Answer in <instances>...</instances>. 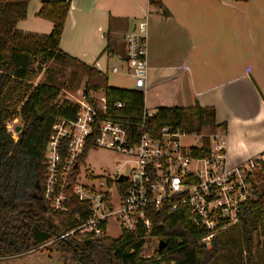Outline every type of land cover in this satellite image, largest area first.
Wrapping results in <instances>:
<instances>
[{
    "label": "trees",
    "instance_id": "1",
    "mask_svg": "<svg viewBox=\"0 0 264 264\" xmlns=\"http://www.w3.org/2000/svg\"><path fill=\"white\" fill-rule=\"evenodd\" d=\"M31 0H0V259L20 256L33 250L53 247L55 251L80 264H215L225 250L238 256L246 264H257L253 251L252 232L244 218L246 257L239 251L234 239L220 242L221 233L210 249L199 245L204 235L192 223L188 208L170 212L165 203L160 213L151 216L156 238L158 259L143 257L150 240L141 230L137 234L123 232L117 238L81 239L70 233L79 222L87 219L88 206L71 195L67 213H55L43 197L45 182L44 158L52 127L59 118L74 119L77 105L69 100L59 101L63 87L51 79L35 84L41 65L50 61L75 62L87 76L86 91L103 87L108 100L109 114L123 123L133 141L140 134L145 108L144 90L110 86L106 75L60 48L61 38L71 7L70 0H39L38 17L53 24L49 35L25 33L17 29L19 21L26 19ZM152 6L168 14L163 0H149ZM249 1V0H245ZM38 65V66H37ZM103 78L102 84L93 80ZM122 103L123 108L117 104ZM19 118L22 129L15 140L8 130L9 122ZM182 130L188 135L202 133L206 126L215 132L225 131L217 125L216 111L211 107H160L145 119L147 132L158 135L163 127ZM134 143V142H133ZM209 136L194 147L195 156L204 157L211 149ZM91 146L87 147V157ZM264 172V168L261 169ZM254 197L244 213L253 214L264 204V192L253 187ZM89 242V243H88ZM164 245L159 250L160 245Z\"/></svg>",
    "mask_w": 264,
    "mask_h": 264
},
{
    "label": "built area",
    "instance_id": "2",
    "mask_svg": "<svg viewBox=\"0 0 264 264\" xmlns=\"http://www.w3.org/2000/svg\"><path fill=\"white\" fill-rule=\"evenodd\" d=\"M147 33V22L142 21L124 38V73L136 90H145L148 77ZM111 72L119 74L121 69L115 66ZM74 103L75 118H59L46 145L43 197L53 212L61 214L69 211L74 195L90 213L87 219L79 217L77 227L58 239L75 233L80 240L114 238L110 228L115 224L119 236L142 230L147 240L153 230L151 216L162 212L167 203L170 212L190 210L193 225L204 233L199 245L210 249L219 234L247 215L243 207L254 197L250 178L263 166L257 157L229 168L224 132L213 134L210 152L198 157L192 152L197 146L186 145L189 135L180 129L166 126L158 135L147 132L145 119L153 115L148 111L133 141L119 118L109 114L105 92L96 96L84 89ZM89 145L128 157L119 167L125 171L99 181L83 167Z\"/></svg>",
    "mask_w": 264,
    "mask_h": 264
},
{
    "label": "crops",
    "instance_id": "3",
    "mask_svg": "<svg viewBox=\"0 0 264 264\" xmlns=\"http://www.w3.org/2000/svg\"><path fill=\"white\" fill-rule=\"evenodd\" d=\"M70 1L65 53L101 73L111 63L123 69L126 34L147 22L146 110L214 108L226 127V165L258 157L264 168V0H163L168 14L149 0ZM40 8L31 0L17 29L49 35Z\"/></svg>",
    "mask_w": 264,
    "mask_h": 264
},
{
    "label": "rangeland",
    "instance_id": "4",
    "mask_svg": "<svg viewBox=\"0 0 264 264\" xmlns=\"http://www.w3.org/2000/svg\"><path fill=\"white\" fill-rule=\"evenodd\" d=\"M245 14H248L249 11L245 10ZM38 66V65H37ZM114 63L110 64V71L108 75V83L111 86L123 88V89H133L134 82L132 78L126 75L124 72L126 71V67L121 69V73L113 74L111 72ZM105 75V74H104ZM57 85L63 87L61 95L59 97V101L69 100L70 102H76L77 98H80L82 90L86 89L87 76L84 75L83 71L79 68V66L72 61L65 62H55L50 61L44 65H41V73L35 79V84L39 82H45L47 79H51ZM104 81L103 78L93 80V83L102 84ZM91 95H100L103 92V87L99 89H92L87 91ZM17 127L22 128V122L19 118L14 119L9 122L8 130L11 132L13 138L15 140L18 139L19 132L16 131ZM215 129L212 126H206L200 135L193 134L189 135L185 139V144L188 146H201L202 139L200 137L209 136L211 137L215 134ZM128 160V157L114 152L107 151L102 148H92L87 154L85 158V162L83 167L90 174L94 175L98 178L99 181L107 180L116 172L125 171V167L119 168L120 164L125 163ZM262 169V168H261ZM259 169L257 170L250 178L251 184L253 187H256L260 193L264 192V172ZM101 188V187H100ZM249 218V227L252 228V223L256 222V229L254 228V232H252V242H253V251L256 253V262L257 264H264V204L260 206L253 214H247L245 216ZM110 233L114 238L119 236V232L115 227V224L111 225ZM234 239L239 247V251L243 252L246 257V244H245V233H244V223H239L235 226L229 228L226 232H224L220 237V242H226L227 240ZM147 246L145 251L143 252V257L147 259H158L156 257L155 252L158 249V243L156 238L149 237L147 241ZM230 251L225 250L221 257L216 260L215 264H246L245 261H242L238 256L231 257ZM0 264H80L77 261L66 259L65 256L55 251L53 247H49L47 249H39L33 250L29 253L2 258L0 259Z\"/></svg>",
    "mask_w": 264,
    "mask_h": 264
},
{
    "label": "water",
    "instance_id": "5",
    "mask_svg": "<svg viewBox=\"0 0 264 264\" xmlns=\"http://www.w3.org/2000/svg\"><path fill=\"white\" fill-rule=\"evenodd\" d=\"M21 129H22L21 127H17V128H16V131H17V132H20ZM88 243H89V242H88ZM263 247H264V240H263ZM163 248H164V245L162 244V245H160L159 250H162Z\"/></svg>",
    "mask_w": 264,
    "mask_h": 264
}]
</instances>
